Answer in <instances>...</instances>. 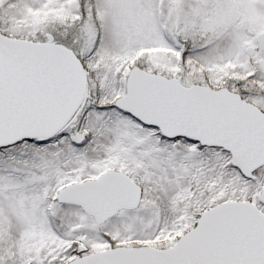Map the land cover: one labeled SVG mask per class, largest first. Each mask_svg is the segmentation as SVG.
Here are the masks:
<instances>
[{"label": "snow or ice", "instance_id": "obj_1", "mask_svg": "<svg viewBox=\"0 0 264 264\" xmlns=\"http://www.w3.org/2000/svg\"><path fill=\"white\" fill-rule=\"evenodd\" d=\"M0 264H264V0H0Z\"/></svg>", "mask_w": 264, "mask_h": 264}]
</instances>
